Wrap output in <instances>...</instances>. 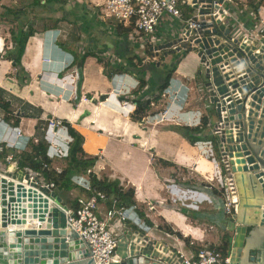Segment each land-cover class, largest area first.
<instances>
[{
  "label": "crops",
  "instance_id": "obj_1",
  "mask_svg": "<svg viewBox=\"0 0 264 264\" xmlns=\"http://www.w3.org/2000/svg\"><path fill=\"white\" fill-rule=\"evenodd\" d=\"M105 1L59 0L43 9L32 6L33 0H0V100L9 104L11 112L9 121L4 118L0 122V141L15 143L13 151L6 149L15 156L29 153L40 141L47 151L46 141L52 133H56L58 143L69 137L64 128L47 134V119L67 123L83 137V153L100 157L93 167L97 178L105 176L134 192L136 214L145 229L131 222L113 221V235L118 236L124 228L140 230L186 254L204 244L222 247L229 234L222 222L223 199L214 175L213 159L219 158L211 128L205 126L197 133L200 141L195 144L183 134L184 127H202V120L211 127L213 123L197 74L200 66L196 52L156 57L132 37V30L125 33L128 26L102 16ZM256 4L259 6L254 12ZM180 9L185 18L193 15L190 7ZM6 10H20L21 14L12 16ZM230 12L238 17L233 34L241 37L240 25L254 31L264 23V0H237ZM20 25L23 29L30 25L32 31L20 61L28 76L23 83L7 59L12 48L10 33ZM184 26L183 20L165 13L155 29L153 45L179 38ZM260 40L264 44V34ZM82 48L86 49L83 55ZM100 51L115 55L116 66L100 57ZM130 61L134 67L128 65ZM173 64L175 70L167 87L155 101L156 81ZM140 79L145 81L143 89H139ZM139 100L150 104L142 120L137 121L131 118L136 107L123 109L120 102L135 105ZM166 108L172 118L161 122L159 115ZM10 125L20 129L21 139H16ZM62 159L51 162L56 172L65 167ZM19 170L18 165L0 159L1 172ZM23 170L35 176L27 166ZM75 177L80 184L87 179ZM247 188V183L238 182L231 192L236 199L239 195L249 197ZM82 189L79 185L57 194L66 207L73 208L77 198L88 195ZM206 195L215 199L207 200ZM248 202L253 201L248 198ZM106 210V203H100L98 215L104 217Z\"/></svg>",
  "mask_w": 264,
  "mask_h": 264
},
{
  "label": "water",
  "instance_id": "obj_2",
  "mask_svg": "<svg viewBox=\"0 0 264 264\" xmlns=\"http://www.w3.org/2000/svg\"><path fill=\"white\" fill-rule=\"evenodd\" d=\"M189 2L200 29L185 25L179 38L149 50L163 58L196 52L225 179L233 187L247 183L250 191L249 197L239 195L222 221L227 254L235 252L231 264H264V44L233 34L219 17L221 0ZM0 175V264H94L87 244L67 224V207L55 190L23 169ZM247 209L253 211L248 221ZM115 237L117 261L110 264L182 263L175 248L143 231L124 228Z\"/></svg>",
  "mask_w": 264,
  "mask_h": 264
},
{
  "label": "built area",
  "instance_id": "obj_3",
  "mask_svg": "<svg viewBox=\"0 0 264 264\" xmlns=\"http://www.w3.org/2000/svg\"><path fill=\"white\" fill-rule=\"evenodd\" d=\"M237 0H221V3L216 5L221 11V21L234 28L238 25V17L232 15L231 6H233ZM180 7H190L189 0H106L101 6L102 16L106 19H113L118 24L125 25L132 28L133 38H135L143 47L154 46V32L159 24L162 16L166 13L177 19L183 20L189 30L200 29L199 15L193 12V15L189 18L183 17V13ZM192 9V8H191ZM243 34L241 35L244 41H261L264 34V23H259L258 27L253 31L252 29H245L242 25L239 26ZM11 45H9V48ZM5 49H7L5 47ZM86 49L80 51L83 55ZM99 56L103 59L110 61L116 66V58L110 52L100 51ZM49 60H46L48 62ZM76 75V70L73 71ZM138 85V84H137ZM121 108L132 106L133 110L136 107L128 103L127 101L120 102ZM170 109L166 108L160 113V121H166L172 118ZM14 115V114H13ZM15 117V115H14ZM4 119V113L0 110V122ZM13 123V122H12ZM206 127L211 128L210 123L207 121ZM14 132L16 139H21L22 133L17 127L9 126ZM64 128L63 122L54 118L47 119V134L54 129ZM210 137H213V133L210 132ZM53 137L47 139V151L46 158L53 160L55 158L61 159L68 155L69 144L71 138L67 137L62 142H57L54 138L56 133H52ZM6 149L14 150L15 143H9L0 141V159L3 158L6 164L16 166L14 152L6 153ZM213 164L216 170L214 174L217 178V182L220 185L221 198L223 199V214L225 217H229L234 212L237 199L232 194V185L227 179H225L223 173V166L221 162L213 159ZM43 168L46 165L43 164ZM93 173L87 171V175ZM94 174V173H93ZM32 175V174H31ZM72 181L80 185L86 192L87 196H81L75 200L73 208H68L65 211L66 222L71 226L78 234L79 238L87 244L90 252V257L94 264H110L116 262L115 249L117 239L110 230V224L113 221L120 223L131 222L139 228H143L144 224L138 218L136 214V205L125 207L119 204L117 199L107 197L104 193L91 190L89 179L83 180V184H80V180L74 177ZM49 190H54L52 183L40 184ZM168 190V187L166 188ZM207 200L215 199L209 195L204 196ZM100 203H110V207L106 210L104 217L98 215V207ZM145 229V228H143ZM178 258L182 260L181 264H231V257L229 254L223 252L219 247L210 245H201L190 253H183L177 251Z\"/></svg>",
  "mask_w": 264,
  "mask_h": 264
},
{
  "label": "trees",
  "instance_id": "obj_4",
  "mask_svg": "<svg viewBox=\"0 0 264 264\" xmlns=\"http://www.w3.org/2000/svg\"><path fill=\"white\" fill-rule=\"evenodd\" d=\"M59 3V0H45L44 3H41L38 0H33L32 6L34 7H41L43 9H46L48 6H51L53 3ZM260 4V3H259ZM259 4H256L253 6V11L256 12ZM8 14L12 16H17L18 14H21L20 10H17L16 12H11L9 10H6ZM24 25H20L16 28L15 31H11V44L12 48L11 51L7 54V59L11 62L12 66L16 69V78L19 82L23 83L24 80H27V74L24 73L23 69L21 68V57L24 52L25 45L27 43L28 38L32 35L31 27L30 25L27 26V28L23 29ZM118 29L121 28V26L117 27ZM132 30L131 27H129L125 33H129ZM130 67H134V64L131 63V61L128 64ZM176 64H173L170 69L167 71L166 75L162 77V79L157 80L156 83L158 85V95L155 97V101H157L163 90L167 87L168 80L171 76V74L175 70ZM137 68V67H135ZM145 85V81L140 79L139 82V89H143ZM149 101H136V110L134 111L132 115L133 120H142L143 115L145 112L149 109ZM0 110H2L4 113L5 120L9 121L11 112L9 111V104L2 102L0 100ZM8 116V117H7ZM14 122V121H13ZM13 124H17L16 121ZM64 127L67 130V133L69 137L71 138V143L69 144L68 148V155L67 157L63 158L65 162V167L60 171L56 172L51 167V162L53 160H50L46 158V146L42 141L33 144L31 146V151L29 153H24L22 155L15 156V161L20 169H23L24 167H28L35 176H41L43 180L47 183H52L54 185V190L58 193L61 191H68L72 188H78L77 185L74 184L72 179L79 175L80 177L86 176L89 179V184L91 190L99 191L104 193L107 197H112L114 199H117L120 205L129 207L131 205H135L134 202V192L132 189L124 190L122 187H120L118 181H112L108 178H101L98 179L97 176L93 173H90L87 175V171H91L92 168L95 165L96 157H89L83 153L82 150V143H83V137L78 134L74 129L70 127L69 124L63 123ZM202 127H184V136L187 138V140L191 144H195L196 142L200 141V138L196 136L197 133L202 132V130L206 126V120H202L201 125ZM213 140V139H212ZM43 164L46 165V168H43ZM39 178V177H38ZM84 190V189H82ZM88 193V192H86ZM75 205V203H74ZM107 209L110 207V203H106ZM171 234H174L172 231H170ZM179 238L180 235L176 234ZM225 245L223 244L222 247H219L223 252H225Z\"/></svg>",
  "mask_w": 264,
  "mask_h": 264
},
{
  "label": "bare ground",
  "instance_id": "obj_5",
  "mask_svg": "<svg viewBox=\"0 0 264 264\" xmlns=\"http://www.w3.org/2000/svg\"><path fill=\"white\" fill-rule=\"evenodd\" d=\"M235 198H236V197H235ZM250 212L253 214V212H252L251 210H249V209L246 210V217H247V218H250V220H251V219H252V214H251ZM9 227H10V226H9Z\"/></svg>",
  "mask_w": 264,
  "mask_h": 264
},
{
  "label": "flooded vegetation",
  "instance_id": "obj_6",
  "mask_svg": "<svg viewBox=\"0 0 264 264\" xmlns=\"http://www.w3.org/2000/svg\"><path fill=\"white\" fill-rule=\"evenodd\" d=\"M247 231H249V229ZM224 245L226 246L224 251H225V253H227V251H228L227 244H224ZM232 253H235V252L231 251L230 254H229L230 257H232Z\"/></svg>",
  "mask_w": 264,
  "mask_h": 264
},
{
  "label": "rangeland",
  "instance_id": "obj_7",
  "mask_svg": "<svg viewBox=\"0 0 264 264\" xmlns=\"http://www.w3.org/2000/svg\"><path fill=\"white\" fill-rule=\"evenodd\" d=\"M162 112V111H161ZM88 156V155H87ZM91 157V156H90ZM94 157H96V156H94ZM100 157H97L96 159L98 160ZM103 177H105V176H103ZM128 189H130V188H128ZM221 205L223 206V202L221 203ZM225 219V216L223 215L222 216V220H224Z\"/></svg>",
  "mask_w": 264,
  "mask_h": 264
}]
</instances>
